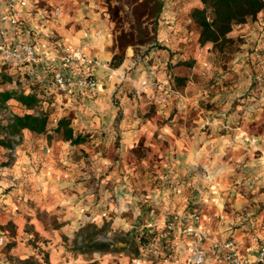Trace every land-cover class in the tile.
<instances>
[{
  "label": "rangeland",
  "instance_id": "1",
  "mask_svg": "<svg viewBox=\"0 0 264 264\" xmlns=\"http://www.w3.org/2000/svg\"><path fill=\"white\" fill-rule=\"evenodd\" d=\"M161 13L156 44L130 45L125 49L126 52L132 48L140 59L118 75L111 102L116 115L111 123L101 115L78 114L74 104L63 109V94L61 101L56 100L59 91L51 83H27L25 73L18 81L20 76L12 71V83L0 85V90L18 83L24 89L39 87V96L51 100V124L66 115L74 132L85 136L82 144L72 145L55 136L49 140L44 134L33 135L36 146L31 153L36 157L31 175L38 185L22 183L18 188L27 187V194L44 196L38 200L32 196L16 197L15 208L6 204L0 207V264H25L26 258L33 259L35 264H87L93 260L100 264H133L132 259L141 255V248L156 242L166 210L196 209L202 218L209 213L213 203L209 187L214 181L207 177L219 174L229 161L239 164L252 159L262 163L232 166L231 174L238 175L233 185L240 186L241 192L264 193V42L236 37L231 49L219 53L211 43L208 47L207 43L200 45L190 33L187 44L173 51L171 61L163 65L166 81L159 80L149 72L154 60H147L144 54L159 45ZM111 25L115 52V30L112 22ZM188 31L198 33L195 25ZM105 66L114 70L119 67L110 66V62ZM143 76L147 80L138 85ZM177 76L182 78V84ZM106 79L111 81L110 76ZM24 81L26 84H22ZM143 86L151 92L143 91ZM162 93L166 102L159 99ZM133 96H140L136 106L139 122L145 124L148 119L150 123L141 132L138 128L129 133L122 127L123 116L118 108L121 98ZM22 111L18 102L10 100L0 109V120ZM99 118L100 124L103 120L106 127L109 123L111 127H97ZM166 128L167 132L161 133ZM203 138L211 140L212 148L204 159L190 162L188 143ZM15 151L0 147V176L1 167L14 159ZM12 187L14 184L6 190ZM258 204L264 208V200ZM85 223L101 229L99 239L113 242L112 239L125 238L129 244H119L124 249L112 253L76 254L67 244ZM142 235L147 238L145 244H140ZM131 242L138 244L137 256L132 255ZM158 244L162 253H173L171 240ZM146 256L153 262L157 260L150 253Z\"/></svg>",
  "mask_w": 264,
  "mask_h": 264
},
{
  "label": "crops",
  "instance_id": "2",
  "mask_svg": "<svg viewBox=\"0 0 264 264\" xmlns=\"http://www.w3.org/2000/svg\"><path fill=\"white\" fill-rule=\"evenodd\" d=\"M162 1L163 11L159 19L157 33L160 47L158 45V47L148 49L144 57L147 60H154L149 72L154 74L159 80L166 81L164 80L166 71L163 73L162 68H164V64H167L170 56H173V51L181 49L183 47L182 44H187L186 40L189 39L190 33L191 38L197 41V31H188L190 26L194 27L189 12L193 7L201 6V2L200 0ZM53 8H60V15L56 22L50 19ZM5 9V2L0 0V15L5 12ZM263 26L264 9L258 13L255 20L236 25L229 36L233 38L244 37L247 41L258 39V41L264 42ZM0 27L6 29L5 41L26 40L41 50L42 58L38 62L31 66L19 67L15 70L16 74L20 76L18 81H21L25 73L28 75V79H25L27 83L41 86L50 85L51 83L54 87L51 81V71L61 66L56 57L59 51V43L69 46L84 45L92 56L104 64H109L114 54L111 34L112 25L102 0H29L16 25H8L0 21ZM205 45L208 47V43ZM166 53H168L167 56ZM138 59L140 57L134 54L132 48H127L123 62L117 69H108L102 65L96 68L95 76L98 79L99 86L95 94L91 95L81 91L62 92L58 90L59 93L55 99L60 100L63 94V97L66 99L65 102H60L63 104V109L74 104L78 114L90 113L96 116L101 115L108 118V121L111 123L112 118L116 115L115 110L111 108V102L116 89V83L119 79L118 75L123 74L126 69L132 68ZM158 68L159 70L157 71ZM168 74L170 76L171 72H168ZM107 76L111 77V81H107ZM144 77L139 79L138 85L147 80ZM25 81L22 84H26ZM141 89L149 93L151 92L147 86H143ZM160 89H156V92L160 93ZM25 90L26 92L29 91L30 87ZM139 98L140 96H138V99L134 96L132 98L123 97L121 98L120 108H118L119 114L123 116L122 127L129 133L135 130L138 131V128H140L141 132L148 128V124L150 123L148 119H146L145 124L140 123L139 117L136 116V106ZM159 99L162 102L167 101L166 95L163 93ZM109 124L106 127L103 120L102 124H100V118L97 119V127H101V129L108 130L111 127ZM167 129H165L166 131L164 129L160 131L161 133H166ZM33 135L37 136L41 134L23 129L18 136V143H14L12 147L16 150L14 159L9 163H4L1 167L3 172L0 176L1 208H4L5 204L8 205V208H15L16 204L13 200L16 197L27 198L32 196L38 200L43 195H32V192H28L27 194V187L25 189L18 188V185L22 183L27 186L34 182L33 187L38 185V181L31 175L34 170L32 162L36 157L35 154L31 153V150L36 146L32 138ZM188 144L191 153V156L188 158L190 162L204 159L208 150L212 148L211 140L206 138L198 142H189ZM38 145L41 146V144ZM257 162L252 159L247 162L243 160V163L239 164L229 161L225 165V169L229 167L228 170L223 169L219 174H209L207 178L214 181L209 187V198L213 203L209 206V213L203 216L207 232L212 238L223 240L232 237L241 252L250 258H254L256 253L251 247V236L259 234L264 237V208L258 204L264 200V193L250 191L251 195H247L248 190L241 192L240 186L233 185L234 182L238 181L236 180L238 175L232 176L231 170H233L232 166L242 165L246 167L245 163H248V165L252 163L250 166H255L254 163ZM206 163L204 161V164ZM257 164L261 165L262 163L258 162ZM252 170L254 169L252 168ZM224 176L225 178H223ZM218 179H221V181L219 182ZM223 179L226 181L225 184L222 181ZM10 184H14L15 187L6 190V187ZM180 212L185 213L186 211ZM187 243V238L176 237L172 244L179 255H185L184 248Z\"/></svg>",
  "mask_w": 264,
  "mask_h": 264
},
{
  "label": "trees",
  "instance_id": "3",
  "mask_svg": "<svg viewBox=\"0 0 264 264\" xmlns=\"http://www.w3.org/2000/svg\"><path fill=\"white\" fill-rule=\"evenodd\" d=\"M110 21L114 25L115 52L110 66L118 67L124 58L127 46L156 44V27L158 17L163 9L162 0H104ZM201 6L193 7L189 16L198 30L197 41L200 45L211 43L219 53L231 49L236 39L230 37L232 29L238 25L255 20L264 9V0H200ZM179 84L182 78L176 77ZM13 76L0 64V85L12 83ZM41 89L35 85L26 92L21 84L0 90V109L10 100L18 102L21 113H13L0 120V147L12 148L17 143L23 129L32 133L44 134L47 139L55 136L58 139L77 145L85 140L81 133H75L70 117L59 116L54 124L50 120V104L48 97L38 96ZM41 97V98H40ZM101 229L93 223H85L74 234L67 247L76 254L92 255L112 253L124 249L125 238L108 240L99 239ZM146 237L140 236V244L146 243ZM121 244V245H119ZM129 244V243H128ZM132 255L139 254L138 244L131 242ZM47 259L45 255V260ZM25 264H35L31 258L24 259ZM87 264H100L96 260ZM116 264V263H110Z\"/></svg>",
  "mask_w": 264,
  "mask_h": 264
},
{
  "label": "built area",
  "instance_id": "4",
  "mask_svg": "<svg viewBox=\"0 0 264 264\" xmlns=\"http://www.w3.org/2000/svg\"><path fill=\"white\" fill-rule=\"evenodd\" d=\"M5 12L0 15V21L8 25H16L23 9L29 0H3ZM60 15V8H53L50 19L56 22ZM6 29L0 27V64L6 65L9 73H14L19 67L31 66L42 58L40 48L29 41L16 39L5 41ZM56 56L61 66L51 71V81L54 87L62 92L81 91L95 94L99 83L95 76L98 66H105L99 59L92 56L84 45L69 46L59 43ZM14 155V154H13ZM166 219L156 234V242H152L140 249V256L132 259L133 264H264V237L259 234L251 236V247L255 256L250 258L243 254L232 237L223 240L212 238L205 226L200 212L196 209L185 213L166 210ZM223 218L222 216H219ZM187 238L185 255H179L173 247V253H162L159 241ZM0 237V244H2ZM148 253L157 258L152 261L147 258Z\"/></svg>",
  "mask_w": 264,
  "mask_h": 264
}]
</instances>
